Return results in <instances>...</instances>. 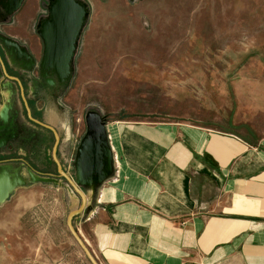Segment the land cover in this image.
<instances>
[{
    "label": "rangeland",
    "instance_id": "374dc122",
    "mask_svg": "<svg viewBox=\"0 0 264 264\" xmlns=\"http://www.w3.org/2000/svg\"><path fill=\"white\" fill-rule=\"evenodd\" d=\"M82 1L89 17L70 85L56 103L66 120L49 121L60 136L58 159L74 180L92 110L103 115L111 148L116 127L137 124L264 136V0ZM48 5L26 0L16 18L35 22ZM35 131L44 135L47 159L55 138ZM36 166L49 178L23 170L28 181L0 205V222H8L0 226V264H91L67 226L80 197L55 167Z\"/></svg>",
    "mask_w": 264,
    "mask_h": 264
},
{
    "label": "crops",
    "instance_id": "0c3cea01",
    "mask_svg": "<svg viewBox=\"0 0 264 264\" xmlns=\"http://www.w3.org/2000/svg\"><path fill=\"white\" fill-rule=\"evenodd\" d=\"M116 128L114 173L75 221L100 264H264V136Z\"/></svg>",
    "mask_w": 264,
    "mask_h": 264
},
{
    "label": "flooded vegetation",
    "instance_id": "af4514ba",
    "mask_svg": "<svg viewBox=\"0 0 264 264\" xmlns=\"http://www.w3.org/2000/svg\"><path fill=\"white\" fill-rule=\"evenodd\" d=\"M6 3L7 0H0V115L6 112L5 121L0 116V183L15 186L16 190L25 172L28 175L29 170L39 172L36 165L48 171L50 166L57 169L53 148L46 159L45 151L49 147L45 146L44 135L35 129L41 127L47 130V137L51 132L55 138L54 132L45 125L57 131L50 119L56 116V121L65 122L66 113L57 110L56 103L59 94L69 87L73 73L68 82L60 83L51 70H41L44 43L39 35V23L49 13L23 25L16 18L20 10L8 15Z\"/></svg>",
    "mask_w": 264,
    "mask_h": 264
},
{
    "label": "water",
    "instance_id": "95a60500",
    "mask_svg": "<svg viewBox=\"0 0 264 264\" xmlns=\"http://www.w3.org/2000/svg\"><path fill=\"white\" fill-rule=\"evenodd\" d=\"M23 3L24 0H7L4 8L8 15H12L22 8ZM48 13V17L39 23V35L44 43L40 67L42 71L51 70L60 83L68 82L74 71L79 39L89 17L88 5L81 0H50ZM28 113L31 117L29 109ZM0 116L6 120V112ZM85 120L87 131L75 156V180L65 171L58 159L59 134L53 127L45 126L55 134L52 156L57 165L58 176L65 179L81 199L79 207L68 214L67 226L91 264H100L78 233L75 221L85 211L88 203L87 194L82 187L96 188L108 180L114 173V159L103 115L97 111H88ZM29 175L40 180L49 178L31 170ZM27 181L28 179L22 177L18 186L25 185ZM14 190L15 186L0 183V205L8 200Z\"/></svg>",
    "mask_w": 264,
    "mask_h": 264
},
{
    "label": "trees",
    "instance_id": "16d2710c",
    "mask_svg": "<svg viewBox=\"0 0 264 264\" xmlns=\"http://www.w3.org/2000/svg\"><path fill=\"white\" fill-rule=\"evenodd\" d=\"M39 173V172H38ZM39 174H41V173H39ZM41 175H44V174H41Z\"/></svg>",
    "mask_w": 264,
    "mask_h": 264
}]
</instances>
